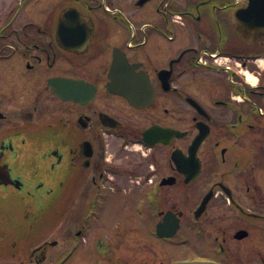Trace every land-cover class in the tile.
I'll use <instances>...</instances> for the list:
<instances>
[{"label":"flooded vegetation","instance_id":"obj_1","mask_svg":"<svg viewBox=\"0 0 264 264\" xmlns=\"http://www.w3.org/2000/svg\"><path fill=\"white\" fill-rule=\"evenodd\" d=\"M250 1L0 0V264H264Z\"/></svg>","mask_w":264,"mask_h":264},{"label":"rangeland","instance_id":"obj_2","mask_svg":"<svg viewBox=\"0 0 264 264\" xmlns=\"http://www.w3.org/2000/svg\"><path fill=\"white\" fill-rule=\"evenodd\" d=\"M136 213H134V212H132L131 213V211L129 210L128 211V213H127V215H126V221H127V225H125V226H123V228H122V230H123V232L126 234V236H127V238L129 239V240H131V241H133V240H136L137 238H138V240H140L139 238L140 237H143L144 236V238L143 239H145L147 236H146V234L149 232V230L144 226V230L142 231V234H139V231H137V233H136V231L134 230V229H137V224H138V219H137V217L135 218V215ZM106 218L108 219L109 218V220L111 221L112 219H113V215L111 214V213H108V214H106ZM106 219V221L108 222V220ZM132 223H134V227H132ZM139 225L141 226V223L139 222ZM146 229V230H145ZM103 230L101 229V227H100V225L99 224H95L94 226H92V228H91V231H90V236L92 237V238H95V239H97V238H100V236H102L103 235ZM107 232V231H106ZM135 233H136V235H135ZM89 236H87L86 238H88ZM130 241V242H131ZM141 243L140 242H138L137 244H135V242L134 243H131V244H129L128 246H127V250H128V252H126V253H124L123 251H122V257H125L126 255H128L129 257H127V259L130 261V260H132L133 259V257H131V256H135V254H136V252H137V250L138 251H140V247L141 248H144L142 245H140ZM145 245V244H144ZM243 249V250H242ZM246 249V247H244V246H241V245H237V244H234V248H233V253L234 252H236V251H244ZM114 254H120V253H118V252H113ZM241 253V255H242V252H240ZM247 256H249V254H246L245 253V255L243 256L242 255V257H243V259H246V257Z\"/></svg>","mask_w":264,"mask_h":264},{"label":"water","instance_id":"obj_3","mask_svg":"<svg viewBox=\"0 0 264 264\" xmlns=\"http://www.w3.org/2000/svg\"><path fill=\"white\" fill-rule=\"evenodd\" d=\"M251 7L254 9L250 12L251 23L250 31L257 32L258 30L264 31V0L251 1ZM176 264H209V263H176Z\"/></svg>","mask_w":264,"mask_h":264}]
</instances>
